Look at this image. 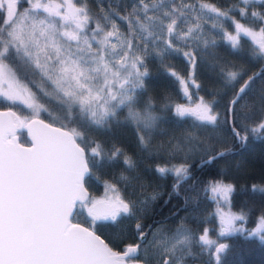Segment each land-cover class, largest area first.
<instances>
[{
    "label": "snow or ice",
    "instance_id": "1",
    "mask_svg": "<svg viewBox=\"0 0 264 264\" xmlns=\"http://www.w3.org/2000/svg\"><path fill=\"white\" fill-rule=\"evenodd\" d=\"M22 2L29 7L21 12V0H0V97L26 105L37 118L21 120L13 112L0 113V117H14L8 122L0 119V264H151L153 260L156 264H186L187 258L205 253L209 257L207 264H224L223 256L230 246L212 239L209 228L197 236L183 221L171 234L157 229L151 240L143 225L137 223V242L127 244L123 251H114L105 243L94 230L98 222L115 225L119 218L135 217L145 209H137L135 201L122 198L114 184L105 185L106 193L112 192L113 196L95 200L87 195L84 182L92 167L104 160L115 162L123 151L113 146L107 154L102 143L70 125L78 121L79 127L109 128L113 120L119 122L118 110L126 108L125 121L135 126L140 146L148 150L161 117L151 98L142 110L136 107L138 90L147 88L146 58L154 54L163 61L169 54L182 52L191 66L188 78L180 77L171 68L168 72L187 95L190 86L200 87L193 77L203 60L201 44L206 49L216 43L205 37L204 21L228 17V11L207 0H138L126 15L120 16L110 8L94 18L85 4L78 6L79 0ZM242 2L249 5L252 0ZM246 13L247 8L240 9L242 16ZM251 15L264 20V15L256 11ZM113 17L126 22V33L121 32ZM93 22L95 27L90 28ZM234 25L235 32H225L223 38L235 49L240 46L242 34L250 37L256 45L253 55L264 59V26L256 31L238 21ZM181 43L191 50L183 51ZM17 68H22L25 76L29 72L40 76L41 91L58 102L63 116L54 115L39 102ZM221 72L233 87L241 76L240 71L222 68ZM262 74L264 68L249 76L229 101L225 122L242 143L249 134L264 138V116L254 125L241 124L239 128L236 121L237 105ZM44 83L50 85L51 92L43 89ZM259 99L264 113V90ZM214 103L201 97L194 107L175 104L174 115L181 120L191 119L197 129L215 128L219 126V113L214 111ZM162 107L167 110L173 106L165 103ZM41 112L47 113L52 123L38 119ZM245 118L250 119L249 114ZM56 123L60 126H54ZM17 126L29 128L31 147L15 142ZM204 144L189 132L182 142L171 144L169 154L184 152L187 156ZM227 151L209 156L202 163L223 157ZM124 164L128 169L135 168L131 157L124 156ZM157 172L175 175L173 190L177 193L190 176L186 164L158 167ZM120 180L128 181L129 177L121 174ZM252 190L257 191V186L253 185ZM211 191L229 202L234 186L217 181L211 184ZM259 191L264 192V188ZM156 195L151 199L155 200ZM141 203L146 208L147 201ZM77 206L87 210L90 228L71 222ZM217 214L218 238L246 233L264 242V214L252 230L237 227V221L245 220L243 212ZM197 247L199 253L194 251Z\"/></svg>",
    "mask_w": 264,
    "mask_h": 264
},
{
    "label": "trees",
    "instance_id": "2",
    "mask_svg": "<svg viewBox=\"0 0 264 264\" xmlns=\"http://www.w3.org/2000/svg\"><path fill=\"white\" fill-rule=\"evenodd\" d=\"M186 2H195V0H186ZM207 2L215 4L223 11H228V17H221L218 20L215 18L205 19L204 21L205 37L214 39L216 43L214 47L206 49L201 44L200 55L203 56V60L198 64L193 77L200 85L199 88L190 86L186 95L176 77L171 76L168 72V69L171 68L180 77L188 78L191 66L182 52L169 54L163 61L154 54L146 58L149 72L148 77L145 78L147 88L138 90L140 95L136 107L142 110L151 98L155 112L161 117L152 134L151 147L148 150H144L140 146L135 126L125 121L126 108L118 110L119 122L113 120L109 128L79 127L78 121L70 125L84 131L89 139L102 143L107 154H110L113 146L123 151V155L115 162L104 160L100 165L92 167L91 174L85 177L84 185L91 199L103 196L105 185L109 183L116 185L122 198L136 202L138 199L136 196L137 186L147 191L154 186H163L168 190L170 187L168 175L162 177L157 172V168L161 165L186 164L189 167L190 176L180 184L178 193L170 189V192L156 195L155 200H149L146 208L144 204L140 205V209L144 208L145 211L143 214L139 212L138 223L144 225L151 217L169 232H173L181 224L178 222L181 217L184 218L183 224H189V227L194 229L192 214L201 213L200 208H203L205 202L203 193L213 180L234 186V192L230 196L228 205L233 211L244 213L245 220L238 221L243 228L253 227L258 218L264 214V192L259 191L260 188H264V138L249 134L247 141L242 143L234 136L231 125L225 122L227 105L236 87L248 74L258 68V72H260L264 68V64H262L264 59L253 55L256 45L249 37L242 35L240 46L234 49L220 33V27L228 24L233 18L251 28L264 26V20H261L260 16L253 17L251 15L252 11L264 15V0H252L249 5H245L242 0H207ZM137 3L138 0H79L78 6L85 4L90 15L99 18L110 8L118 12L120 16L126 15ZM242 8H247V13L243 16L240 14ZM113 19L126 33V22L118 17H113ZM213 24L220 27H213ZM90 25H95V23ZM180 47L183 51L191 50L184 48L182 43ZM9 63L13 67H17L15 62L9 61ZM222 68L241 72L238 82H233L234 87L226 83L221 72ZM17 71L22 81L37 94L40 103L45 104L54 115L63 116L58 102L44 96L41 91L42 82L38 74L29 72L25 76L22 68H17ZM42 87L48 92L52 91L47 83H44ZM262 90H264V74L254 81L252 90L236 107L238 128L241 124L254 125L264 116V113L261 112L259 99ZM201 97L205 101L215 102L214 111L219 113L218 127L209 126L197 129L193 127L191 119L181 120L174 115L175 104L194 107L200 102ZM165 103H170L173 107L165 110L162 107ZM6 107L11 108L25 119L31 114L26 105L20 102L12 103L4 97H0V108ZM246 113L249 114L250 119L245 118ZM39 116L52 123V119L47 113L41 112ZM189 132H194L196 136L205 141V144L187 156L184 152L170 155L171 144L177 141L182 142ZM16 136L20 142H28L23 128L16 130ZM218 150L228 151L225 156L210 163L200 161ZM124 156L132 158L135 168H127L124 164ZM121 174L129 177V180H120ZM253 185H256L258 189L255 192L252 190ZM71 220L91 227L87 210L81 209L79 206L74 209ZM135 225V217H124L119 218L115 225L111 222H98V226L94 230L111 248L121 249L125 244L133 241ZM225 243L230 247L223 256L224 264H264V242L258 236L248 237L246 233H233L225 237ZM197 257L201 259L200 264H207L209 257L206 253L188 259L193 261Z\"/></svg>",
    "mask_w": 264,
    "mask_h": 264
},
{
    "label": "flooded vegetation",
    "instance_id": "3",
    "mask_svg": "<svg viewBox=\"0 0 264 264\" xmlns=\"http://www.w3.org/2000/svg\"><path fill=\"white\" fill-rule=\"evenodd\" d=\"M162 166H167L169 168L173 167V166H179L178 165H161ZM189 172H191V170H189ZM159 173V172H158ZM162 177H164V175H168L167 178L170 180V187L168 188V190H166L165 187L163 186H154L152 187V189H149V191L144 190L143 188H141L140 186H137V192H136V196H138V199H136V205H137V209H140V205H142L143 203H141L142 201H149L151 200L152 195L154 194H162L164 192H170V189H173V186L176 184V177L173 173H166V174H160ZM219 180H213L211 181L208 186L206 187V191L203 193L205 196V202L203 205V208L201 209V213L195 212V214H192V224H193V228L189 227V224H185L184 225L188 228H190L197 236L199 234H201L203 232L204 228H209L211 231L209 233L210 237L212 239H218L220 243H225V237H221L218 238V232L219 229L217 228V220L215 219V214L217 211L221 210V200L219 199L218 195L214 194L211 191V184L214 182H217ZM220 182V181H219ZM227 184V183H225ZM101 197H95L93 199H100ZM103 199V198H101ZM140 214L139 212H137V216H135V221H136V225L138 223ZM184 221V218H180L178 222H182ZM158 221H154V218H149V220L143 225L144 227V231L148 233V240L152 239V233L157 231V229H164L163 226L157 224ZM136 225H135V229H136ZM245 229H250V228H245ZM164 230H168V229H164ZM175 231V230H174ZM173 231V232H174ZM168 233H172L167 231ZM134 239L133 241H130L129 243H136L137 242V230L134 232ZM127 243V244H129ZM147 243V242H145ZM125 244L121 249H114L116 251H120L123 250L124 247L127 245ZM195 252H199V248H194ZM188 259V258H187ZM189 260V259H188ZM201 259H194L192 261L193 264H200ZM151 264H156V261L153 260L151 262Z\"/></svg>",
    "mask_w": 264,
    "mask_h": 264
},
{
    "label": "water",
    "instance_id": "4",
    "mask_svg": "<svg viewBox=\"0 0 264 264\" xmlns=\"http://www.w3.org/2000/svg\"><path fill=\"white\" fill-rule=\"evenodd\" d=\"M262 64H264V63H262ZM258 71H259V68L256 69L255 71H253L252 73L248 74V75H247V76L241 81V83L236 87V89H235V91H234V94H233V96L231 97L230 100L233 99V97L235 96L236 91H238V89H239L240 86L244 83V81L247 80L249 76H252L254 73H257ZM230 100H229V101H230ZM228 105H229V102H228ZM228 105H227V109H228ZM8 112H13V113L16 114V116L19 117V115H18L15 111H13L11 108H9V107H6V108H0V113H8ZM34 118H37V117H34L33 115H31V116L27 117L26 119L31 120V119H34ZM0 119L4 120L5 122H8V121L14 120V117L4 116V117H0ZM38 119L43 120L45 123H50V122L46 121L45 119H43V118L40 117V116L38 117ZM228 119L230 120L231 117H228ZM54 126L59 127V125H56V124H55ZM19 128H23V130H24V132H25V136H26V138L28 139V142H27V143H22V142H20V141L17 139V136H16V130L19 129ZM10 138H12V137H10ZM14 138H15V142L18 143L19 145H21L22 147H31V146H32V135H31V133H30V131H29V128L26 127V126H25V127L17 126V127L15 128V131H14ZM236 138H237V137H236ZM220 151H221V150H218V151H216V152H214V153H211V154L207 155L206 157H204V158H203L202 160H200V161H201V162H202V161H207L209 156H214V155H216V153H218V152H220ZM84 188L86 189L85 185H84ZM86 191H87V189H86ZM87 195H88V191H87ZM100 199H101V198H100ZM100 199H96V200H100ZM74 209H75V208H74ZM74 209H73V211H74ZM70 220H71V217H70ZM71 222H72L73 224H80L82 227L90 228V227H88V226H86V225H84V224H82V223H80V222H77V221H73V220H71ZM97 235H99V234L97 233ZM99 236H100V235H99ZM100 237H101V236H100ZM101 239H102V237H101ZM102 240H103V239H102ZM105 243H106V242H105ZM124 248H125V247H124ZM113 250H114V249H113ZM123 250H124V249H123ZM123 250H120V251H123ZM114 251H116V250H114ZM118 252H119V251H118Z\"/></svg>",
    "mask_w": 264,
    "mask_h": 264
},
{
    "label": "rangeland",
    "instance_id": "5",
    "mask_svg": "<svg viewBox=\"0 0 264 264\" xmlns=\"http://www.w3.org/2000/svg\"><path fill=\"white\" fill-rule=\"evenodd\" d=\"M56 2L57 3H62L63 2V0H56ZM29 7V5L27 4V3H23L22 2V0H21V3H20V5H19V8H20V11L22 12L24 9H26V8H28ZM5 15H6V13H5ZM234 21H238V20H236V19H231V21L228 23V24H226V25H223V26H221L220 27V33H221V35H222V37H223V35H224V33L225 32H232V33H234L235 32V25H234ZM238 22H240V21H238ZM241 23V22H240ZM243 24V23H242ZM246 26V25H245ZM90 28L91 27H95V25H90L89 26ZM118 27H119V25H118ZM246 27H248V26H246ZM120 28V27H119ZM254 30H256V31H258L259 30V28H253ZM120 30H121V32H124V31H122V29L120 28ZM243 35V34H242ZM250 38V37H249ZM251 39V38H250ZM226 40V39H225ZM230 43V42H229ZM73 44H74V42H73ZM95 46V45H94ZM30 113L31 114H29V116H31V115H33V113H32V110L30 109ZM20 117V116H19ZM21 118V120H24L25 118L24 117H20ZM225 184V183H224ZM211 189V188H210ZM214 194H216V193H214ZM114 195V193H112V192H107L106 193V188L104 189V194H103V196H96V197H101V198H105L106 196H113ZM216 195H218V194H216ZM219 197V196H218ZM93 198H95V197H93ZM92 198V199H93ZM219 199L221 200V210L220 211H223V212H229V211H231L232 213H237V212H235V211H233L230 207H229V205H228V202H225L224 200H223V198L222 197H219ZM218 213V211L216 212V214H215V219L217 220V228L219 229V215L217 214ZM256 226H257V222H256V224L253 226V227H251L250 229H248V230H252V229H254V228H256ZM237 227H242V225L240 224V223H238V221H237ZM169 234H171V233H169ZM196 259H198V257L196 258ZM186 264H193L192 263V261H190V260H186Z\"/></svg>",
    "mask_w": 264,
    "mask_h": 264
}]
</instances>
